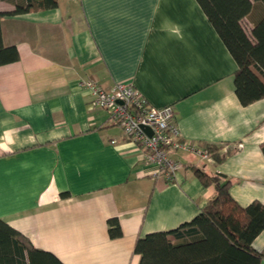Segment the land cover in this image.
I'll use <instances>...</instances> for the list:
<instances>
[{"label":"crops","instance_id":"obj_1","mask_svg":"<svg viewBox=\"0 0 264 264\" xmlns=\"http://www.w3.org/2000/svg\"><path fill=\"white\" fill-rule=\"evenodd\" d=\"M3 32L19 59L0 65V218L35 247L63 264H138V236L191 220L214 196L196 168L227 177L239 205L264 203V98L240 103L236 62L196 0H57L6 16ZM81 78L172 105L178 138L223 158L176 150L183 167L156 176ZM252 247L264 249V229Z\"/></svg>","mask_w":264,"mask_h":264},{"label":"trees","instance_id":"obj_2","mask_svg":"<svg viewBox=\"0 0 264 264\" xmlns=\"http://www.w3.org/2000/svg\"><path fill=\"white\" fill-rule=\"evenodd\" d=\"M5 1L14 8L0 11V65L19 59L16 45L4 38L5 17L57 5V0ZM196 1L236 62L233 82L240 103L264 98V0ZM244 18L251 21L249 32L241 24ZM260 149L264 154V142ZM206 150L216 161L223 158L219 146L208 145ZM194 172L202 184L214 186V196L191 220L138 236L133 247L138 264H260L264 249L255 250L252 241L264 229V203L253 200L241 206L230 195L227 177L198 168ZM107 225L111 238L121 235L117 218H109ZM0 264L63 263L0 218Z\"/></svg>","mask_w":264,"mask_h":264},{"label":"built area","instance_id":"obj_3","mask_svg":"<svg viewBox=\"0 0 264 264\" xmlns=\"http://www.w3.org/2000/svg\"><path fill=\"white\" fill-rule=\"evenodd\" d=\"M78 85L90 92L94 106L105 111L106 123L118 126L141 149L145 161L154 165L156 176L169 181L183 167L172 156L176 150L211 157L206 149L178 138L172 105L152 106L131 82H115L105 88L91 78H81Z\"/></svg>","mask_w":264,"mask_h":264},{"label":"rangeland","instance_id":"obj_4","mask_svg":"<svg viewBox=\"0 0 264 264\" xmlns=\"http://www.w3.org/2000/svg\"><path fill=\"white\" fill-rule=\"evenodd\" d=\"M257 12H258V10H255L254 14H257ZM241 24H242L243 28L245 29V31L249 32V29L251 27L250 20L248 18H244V19H242Z\"/></svg>","mask_w":264,"mask_h":264},{"label":"water","instance_id":"obj_5","mask_svg":"<svg viewBox=\"0 0 264 264\" xmlns=\"http://www.w3.org/2000/svg\"><path fill=\"white\" fill-rule=\"evenodd\" d=\"M149 133H150V131H149V129L148 128H145ZM222 175V174H221Z\"/></svg>","mask_w":264,"mask_h":264}]
</instances>
